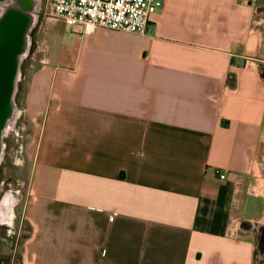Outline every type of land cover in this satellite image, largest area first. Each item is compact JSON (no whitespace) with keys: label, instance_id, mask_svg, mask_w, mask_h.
Here are the masks:
<instances>
[{"label":"crops","instance_id":"1","mask_svg":"<svg viewBox=\"0 0 264 264\" xmlns=\"http://www.w3.org/2000/svg\"><path fill=\"white\" fill-rule=\"evenodd\" d=\"M40 45L26 264H264V0H164L143 35L47 17Z\"/></svg>","mask_w":264,"mask_h":264},{"label":"flooded vegetation","instance_id":"2","mask_svg":"<svg viewBox=\"0 0 264 264\" xmlns=\"http://www.w3.org/2000/svg\"><path fill=\"white\" fill-rule=\"evenodd\" d=\"M19 3V0H0V18L7 10L16 9ZM33 46L32 38L30 53L23 59L20 68L18 91L14 98L12 97V89L17 78L15 70H7L5 77L0 78V264H26L25 254L18 250L23 243L20 244V238L15 231L16 216L14 210L17 205L19 190L12 185L10 175L3 178L2 172L13 147L12 143L15 141L12 119L18 109L17 97L20 84L24 80L23 68L28 63Z\"/></svg>","mask_w":264,"mask_h":264},{"label":"rangeland","instance_id":"3","mask_svg":"<svg viewBox=\"0 0 264 264\" xmlns=\"http://www.w3.org/2000/svg\"><path fill=\"white\" fill-rule=\"evenodd\" d=\"M50 16V10L47 6V0H43L42 10L39 17L37 28L33 33V50L28 63L23 68L24 80L20 84L19 95L17 97L18 110L21 113L15 127V141L12 143L10 154L6 166L3 169L2 177L10 175L12 185L19 190L17 205L15 207V231L20 238L18 250L25 254V240L28 234V223L26 220L27 202L30 200L29 185L33 170V152L36 146L40 132V119L29 118L24 110V96L26 92V83L31 72L37 68L40 62V42L44 28V22ZM10 160V161H9ZM29 264V263H27Z\"/></svg>","mask_w":264,"mask_h":264},{"label":"built area","instance_id":"4","mask_svg":"<svg viewBox=\"0 0 264 264\" xmlns=\"http://www.w3.org/2000/svg\"><path fill=\"white\" fill-rule=\"evenodd\" d=\"M164 0H47L50 18L82 26L85 33L101 28L143 35ZM220 179L224 173L216 171Z\"/></svg>","mask_w":264,"mask_h":264},{"label":"water","instance_id":"5","mask_svg":"<svg viewBox=\"0 0 264 264\" xmlns=\"http://www.w3.org/2000/svg\"><path fill=\"white\" fill-rule=\"evenodd\" d=\"M16 9L7 10L0 18V78L7 70H15L17 78L12 89V97L18 91L20 68L23 59L30 53L32 36L37 28L43 0H19ZM21 113L17 109L12 125L15 129ZM264 163V152H263ZM260 236L259 249L264 252V225L258 227Z\"/></svg>","mask_w":264,"mask_h":264}]
</instances>
